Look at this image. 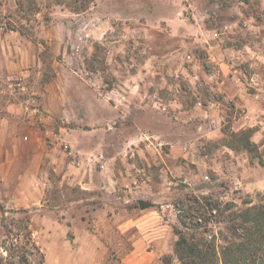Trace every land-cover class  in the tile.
Wrapping results in <instances>:
<instances>
[{"label": "rangeland", "instance_id": "1", "mask_svg": "<svg viewBox=\"0 0 264 264\" xmlns=\"http://www.w3.org/2000/svg\"><path fill=\"white\" fill-rule=\"evenodd\" d=\"M163 3L144 0L143 12L162 13ZM54 5L55 0H0V26L32 34ZM177 7L187 24L181 25V37L166 29L149 31L146 27L135 32L108 33L110 43L95 46L91 59L99 61H92L93 65L87 67L90 72L85 73L103 90L126 82L130 74H140L137 82L149 94L141 98L148 110L135 108L133 121L124 119L117 131L125 160L128 165H136L139 184L114 194L83 192L61 184L57 172L50 168L41 203L36 195L31 198L33 195L26 192V200L33 201L31 205L8 206L1 200L8 196L0 190V264H22V255L27 258L26 264H46L41 243L46 245V231L53 230V226L62 250L60 254L48 250L55 259L70 260L74 255L76 261L88 259L87 264L93 260V264H181L174 254L179 237L176 232L194 234L199 241L204 237L208 242L209 235L218 232L217 254L208 256L206 264H222L221 250L231 240L226 230L227 215L264 199V0H179ZM38 10L43 13L40 19ZM137 18L148 23L145 16ZM177 49L179 53L174 52ZM115 69L122 77L114 76ZM171 69L172 75H168ZM177 69H181L178 76ZM155 70L159 78L153 82L150 77ZM165 73L166 79L160 80ZM218 86L232 91L242 89L238 92L249 97L251 103L239 106L235 99H225ZM152 93L158 94L150 97ZM159 99L165 104L179 100L186 109L197 106L198 112L214 101L224 103L226 116L223 125H217L222 137L217 141L209 137L215 126L204 117L177 122L170 114L173 111L164 113L154 106ZM146 111L151 116L161 112L171 123L161 125L156 117L147 119ZM244 118L249 124L237 131ZM149 134L161 137L155 139ZM233 134L250 136L256 147L248 152L239 139L231 137ZM136 136L140 138L138 143L129 146L128 141ZM113 138L109 137L111 148ZM146 138H150L152 148L147 147ZM230 145L236 148L239 161L235 159L233 170H223L234 174L235 179L221 178L212 169L215 155ZM139 199L153 207L141 210ZM168 203L179 205L181 215L163 211L162 206ZM226 204H232V208L226 210ZM200 205L205 206L202 211ZM212 209L213 220L208 224L205 219L199 225L194 222L195 216L211 217Z\"/></svg>", "mask_w": 264, "mask_h": 264}, {"label": "crops", "instance_id": "2", "mask_svg": "<svg viewBox=\"0 0 264 264\" xmlns=\"http://www.w3.org/2000/svg\"><path fill=\"white\" fill-rule=\"evenodd\" d=\"M161 1L165 8L162 13L143 12L146 10L144 0H94L92 6L80 13L57 4L41 18L32 34L21 28L5 29L0 26V190L8 196L9 199H1L8 206L31 205L33 201L26 200V192L33 195L31 198L36 195V200L41 203L50 168L57 172L61 184L77 187L83 192L114 194L123 188L134 189L139 184L136 165H128L125 160L122 139L117 131L122 128L124 119L133 121L132 111L135 108L148 110L141 98L149 94L137 82L140 74H130L126 82L103 90L99 83H91L85 73L90 72L87 69L90 64L99 61L91 59L95 46L110 43L107 40L108 33L135 32L146 27L149 31L166 29L181 37V25L186 27L187 24L181 19V10L177 7L179 0ZM42 14L41 10L36 12L39 19ZM138 16H145L148 23H141ZM149 38L155 40L153 36ZM179 51L177 49L174 52ZM217 60L222 61L219 58ZM180 70L175 71L176 75ZM113 73L116 78L122 77L120 70L115 69ZM167 73L172 75V69ZM152 74L150 78L155 82L159 78L156 70ZM165 75L161 74L160 80L166 79ZM15 79L25 82L26 92L14 88ZM222 87L216 89L225 93V99H235L239 106L251 103L249 97L238 92L242 89L232 91ZM124 91L129 93L128 104L123 106L104 95L108 93L115 98L118 92ZM31 93L39 97L41 116L29 111ZM157 94L152 93L150 97H156ZM135 99L140 102L136 103ZM147 104L150 106L149 102ZM223 104L214 101L208 109L198 112L197 106L186 109L178 100L169 104V112L173 111L170 114L177 118V122L188 123L200 116L208 119L215 126L209 137L217 141L222 137L217 125H223L226 116ZM161 112L151 116L146 111L145 115L150 120L156 117L157 123L161 125L169 123L171 119ZM242 120L237 131L249 124L246 118ZM110 129H114L113 133ZM110 136L114 137L113 148L108 143ZM148 136L155 139L161 137L160 134ZM139 139L136 136L127 144L132 146ZM147 147L152 148V145L147 144ZM235 159H238L235 149L224 146L215 155L212 169L221 178L229 176L235 179L234 174L223 170H233ZM62 234H66L65 230ZM58 237L54 226L53 230L46 231L47 243L40 245L45 253L46 264L88 263V259L76 261L74 255H71L70 260L50 257L49 249L55 250L57 254L62 252L57 243ZM49 243H52L51 246H48ZM83 254L87 255V251Z\"/></svg>", "mask_w": 264, "mask_h": 264}, {"label": "trees", "instance_id": "3", "mask_svg": "<svg viewBox=\"0 0 264 264\" xmlns=\"http://www.w3.org/2000/svg\"><path fill=\"white\" fill-rule=\"evenodd\" d=\"M55 1L57 4L66 5L75 13L86 11L94 2V0ZM243 135L233 134L231 137L239 139L243 149L250 152L256 147V144L251 141L250 136ZM230 147L234 148L232 145ZM194 200L199 203L197 199ZM204 207L200 205L199 210L202 211ZM231 208L232 204H226V210H230ZM194 211L198 212L197 209ZM217 211L219 210L217 209ZM213 212L214 210L212 209L210 211L211 217L205 215L200 217L195 216L194 222L199 225V219H205V223L208 224L209 220H213ZM226 218L229 223L226 230L229 232L231 240L221 250V263L264 264V199L260 203L248 206L243 210L231 212ZM176 233L179 237L175 243L174 254L181 264H206L208 256H215L217 254L216 242L219 240L218 232L214 235H209L211 237L209 242L204 237H201L199 241L194 234L187 236L182 231ZM29 235L31 236V232H29ZM224 239L226 240L227 238L224 237ZM20 261L22 264L27 263L25 255L20 257Z\"/></svg>", "mask_w": 264, "mask_h": 264}, {"label": "built area", "instance_id": "4", "mask_svg": "<svg viewBox=\"0 0 264 264\" xmlns=\"http://www.w3.org/2000/svg\"><path fill=\"white\" fill-rule=\"evenodd\" d=\"M178 76V75H177ZM252 83L255 82L254 79H251ZM14 88H19L21 91L26 92L27 87L25 85V82L22 79H15V82L13 83ZM113 91V90H112ZM112 91H110V93H113ZM128 93L129 91H124V93H117L116 97H112L111 94L106 93L105 96L107 99H109L110 101L114 102V103H118L119 105L123 106L128 104ZM154 106L157 107V109H159L160 111L167 113L170 110V106L169 104H165L162 102V100H157L154 101ZM198 106H201V102H199L197 104ZM28 107H29V111H31V113L34 115H39L41 116L42 111H41V102L39 100V97L34 94L31 93L30 97L28 99ZM146 141H149V144L152 145V142L150 141V138H146ZM208 179V177H206ZM163 211L166 212H170L173 213L175 215H181V213L183 212L181 210V207L179 205L176 204H172V203H168L164 206H162ZM199 222L202 223V220L199 219Z\"/></svg>", "mask_w": 264, "mask_h": 264}, {"label": "water", "instance_id": "5", "mask_svg": "<svg viewBox=\"0 0 264 264\" xmlns=\"http://www.w3.org/2000/svg\"><path fill=\"white\" fill-rule=\"evenodd\" d=\"M138 205H139L141 210H145V209L153 207L152 203L145 201V200H139Z\"/></svg>", "mask_w": 264, "mask_h": 264}]
</instances>
